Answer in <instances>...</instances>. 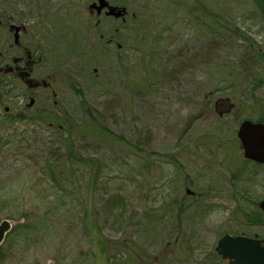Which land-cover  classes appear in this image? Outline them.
<instances>
[{
    "label": "rangeland",
    "instance_id": "374dc122",
    "mask_svg": "<svg viewBox=\"0 0 264 264\" xmlns=\"http://www.w3.org/2000/svg\"><path fill=\"white\" fill-rule=\"evenodd\" d=\"M91 1L0 0L43 49L32 77L53 79L57 94L28 107L15 84L11 122L0 109V222L12 225L0 264H226L214 252L224 234L264 238L247 222L264 167L235 144L241 121L264 119L263 10L107 0L125 6V21L98 23L83 14ZM63 113L91 168L64 155Z\"/></svg>",
    "mask_w": 264,
    "mask_h": 264
},
{
    "label": "flooded vegetation",
    "instance_id": "af4514ba",
    "mask_svg": "<svg viewBox=\"0 0 264 264\" xmlns=\"http://www.w3.org/2000/svg\"><path fill=\"white\" fill-rule=\"evenodd\" d=\"M103 1L106 4L101 7L99 0H92L85 9L83 8V14L88 18L90 17V19H96L98 23L106 19L125 21L127 15L125 6L121 7L122 5L117 3L116 6L107 0ZM73 9H76L75 14H69L68 11ZM110 11L112 14L109 15ZM67 15H71L70 21L73 22L74 17L77 15V7L66 8L64 16ZM17 17L10 13L0 14V109H2L3 119L7 123L13 119V113H11L8 105H10L9 100L15 97V84L24 86L25 93H19L18 97L29 100L28 107L34 104L35 96L41 91L50 90L53 98L57 96L53 90V79L48 81L32 77L35 71L41 67L43 49L41 47L32 48L28 39L30 36L28 28L23 22L18 21ZM239 148L241 150V146ZM259 202L256 206H252L253 215L247 221L254 228H264V212L260 210ZM252 238L261 240L264 246L263 237L255 235ZM225 263L227 264V261Z\"/></svg>",
    "mask_w": 264,
    "mask_h": 264
},
{
    "label": "water",
    "instance_id": "95a60500",
    "mask_svg": "<svg viewBox=\"0 0 264 264\" xmlns=\"http://www.w3.org/2000/svg\"><path fill=\"white\" fill-rule=\"evenodd\" d=\"M99 1L101 7L106 4L103 0ZM108 14H112L111 11ZM237 138L243 149L244 159L264 165V123L243 121L238 128ZM186 193L192 194L190 191ZM259 208L264 212V201L259 204ZM11 230L9 221L0 222V245ZM215 252L222 260H227L228 264H264V246L260 240L224 235L218 240Z\"/></svg>",
    "mask_w": 264,
    "mask_h": 264
},
{
    "label": "trees",
    "instance_id": "16d2710c",
    "mask_svg": "<svg viewBox=\"0 0 264 264\" xmlns=\"http://www.w3.org/2000/svg\"><path fill=\"white\" fill-rule=\"evenodd\" d=\"M255 1L256 5L259 6L262 10H263V13H264V0H253ZM257 56L259 57V59L261 61H264V51L262 53H256ZM67 86L70 87L73 91H75L78 95L81 94V91L79 89V87L75 84L74 81L72 80H67ZM261 84V83H260ZM218 101V100H217ZM216 101V102H217ZM214 102V105L217 106V103ZM84 111H85V114L89 117V119L91 120H94L93 117V109L87 105L86 103H84ZM226 112V111H224ZM59 117V119H61L59 122L58 125H54V131H56V134H60L62 136V139H63V146L65 148L66 151H64V155H66V158L68 160H75V161H79L85 165H87L88 167H92L93 166V161H89V160H85L83 159L82 157H77L74 153V145L73 143L70 141V139L72 138V134H74V130H75V126L73 125V123L68 119L67 115L65 113H63L62 115H57ZM64 117V118H63ZM63 121H66L68 122V125H65L63 123ZM262 122H264V119L261 120ZM53 127V125H50ZM103 131H104V134H110L108 130H106L105 128H103ZM229 144H231V142H229ZM236 147L239 149V145L237 144V141H236ZM220 145V144H217V146ZM243 218H245L243 216ZM246 220V218H245ZM90 227L92 228L91 231H92V237L94 236V239L98 238L96 237L97 234L96 232L93 230L94 228V223L91 222L90 223ZM99 239V238H98ZM100 240V239H99Z\"/></svg>",
    "mask_w": 264,
    "mask_h": 264
}]
</instances>
